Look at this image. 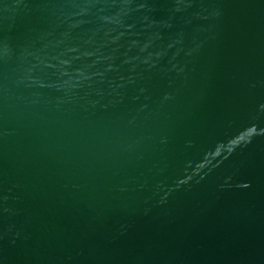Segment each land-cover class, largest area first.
Instances as JSON below:
<instances>
[{
	"label": "water",
	"instance_id": "obj_1",
	"mask_svg": "<svg viewBox=\"0 0 264 264\" xmlns=\"http://www.w3.org/2000/svg\"><path fill=\"white\" fill-rule=\"evenodd\" d=\"M0 264H264V0H0Z\"/></svg>",
	"mask_w": 264,
	"mask_h": 264
}]
</instances>
